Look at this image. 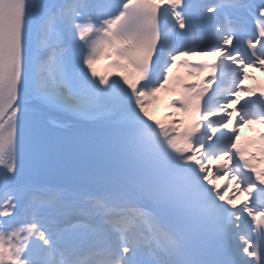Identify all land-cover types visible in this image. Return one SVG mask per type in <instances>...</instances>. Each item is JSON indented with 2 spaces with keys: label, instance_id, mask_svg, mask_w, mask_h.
Returning <instances> with one entry per match:
<instances>
[{
  "label": "snow or ice",
  "instance_id": "1",
  "mask_svg": "<svg viewBox=\"0 0 264 264\" xmlns=\"http://www.w3.org/2000/svg\"><path fill=\"white\" fill-rule=\"evenodd\" d=\"M250 70L264 0H0V264H264Z\"/></svg>",
  "mask_w": 264,
  "mask_h": 264
},
{
  "label": "bare ground",
  "instance_id": "2",
  "mask_svg": "<svg viewBox=\"0 0 264 264\" xmlns=\"http://www.w3.org/2000/svg\"><path fill=\"white\" fill-rule=\"evenodd\" d=\"M163 98V95H160L159 101H161ZM161 103V102H160ZM164 110L163 107L160 106L159 102L156 101L155 104L152 105V107L149 109L150 115L153 117L159 118L161 116V111ZM238 195L235 193V190L233 189L232 192L230 193V196Z\"/></svg>",
  "mask_w": 264,
  "mask_h": 264
}]
</instances>
